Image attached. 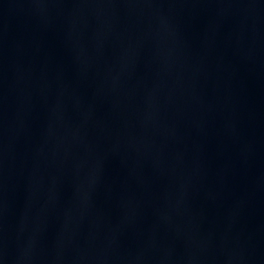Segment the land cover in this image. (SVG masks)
I'll use <instances>...</instances> for the list:
<instances>
[{"label": "water", "instance_id": "1", "mask_svg": "<svg viewBox=\"0 0 264 264\" xmlns=\"http://www.w3.org/2000/svg\"><path fill=\"white\" fill-rule=\"evenodd\" d=\"M0 264H264V0H0Z\"/></svg>", "mask_w": 264, "mask_h": 264}]
</instances>
